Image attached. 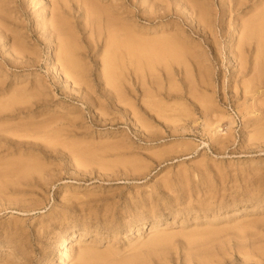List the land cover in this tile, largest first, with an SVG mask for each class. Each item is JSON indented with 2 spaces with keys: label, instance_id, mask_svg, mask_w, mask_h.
I'll return each mask as SVG.
<instances>
[{
  "label": "rangeland",
  "instance_id": "1",
  "mask_svg": "<svg viewBox=\"0 0 264 264\" xmlns=\"http://www.w3.org/2000/svg\"><path fill=\"white\" fill-rule=\"evenodd\" d=\"M229 1L0 0V264H264Z\"/></svg>",
  "mask_w": 264,
  "mask_h": 264
},
{
  "label": "bare ground",
  "instance_id": "2",
  "mask_svg": "<svg viewBox=\"0 0 264 264\" xmlns=\"http://www.w3.org/2000/svg\"><path fill=\"white\" fill-rule=\"evenodd\" d=\"M256 2L258 4H257V8L255 9L254 15L252 17H250L247 21L245 20L246 22L244 23L245 26L243 25L244 26L243 31L241 33H239L238 36L236 37V40L238 42L237 43L238 47L236 48L237 50H236V54H235L234 59L236 60V63H238L237 67H239V70L241 71V73L244 72V73L252 74L253 78L254 77L256 78L257 86L260 87V86L264 85V67H263V61H264V0H257ZM225 3L222 6L223 12L228 11V7H226ZM244 4H247L246 0H230L229 1V10L231 9V11H233L235 7H238V6L242 7ZM204 10L205 9H203L202 12H204ZM200 20H201V18H200ZM203 21H205V20H203ZM237 32L238 31H236V34H237ZM233 39H235V36ZM229 47H231V45H229ZM50 56L51 55L49 53L47 58L49 59ZM135 56H137V54ZM64 58H66V57H64ZM66 70L68 72H70L69 67H66ZM254 84L255 83H253V80L246 82L244 84L245 92H249L251 89L256 87V84L255 85ZM228 117L230 120V124L233 125L235 122L234 118L232 116L231 117L228 116ZM155 227L156 226L153 225L152 229H155ZM72 235H73V232L71 233V236ZM70 239H71V237H69L68 240H70ZM85 254H86V252H85ZM85 254L80 255L79 262H77L78 264H89V262H91V258L89 256L92 254L90 253V255H88L89 254L88 252H87V255H85ZM94 258H96V257H94ZM139 261H138V264H139ZM69 262H70L69 256L66 255L62 258L61 264H67Z\"/></svg>",
  "mask_w": 264,
  "mask_h": 264
}]
</instances>
